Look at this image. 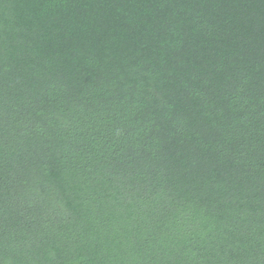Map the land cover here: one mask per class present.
<instances>
[{
    "label": "trees",
    "instance_id": "1",
    "mask_svg": "<svg viewBox=\"0 0 264 264\" xmlns=\"http://www.w3.org/2000/svg\"><path fill=\"white\" fill-rule=\"evenodd\" d=\"M0 264H264V0H0Z\"/></svg>",
    "mask_w": 264,
    "mask_h": 264
}]
</instances>
